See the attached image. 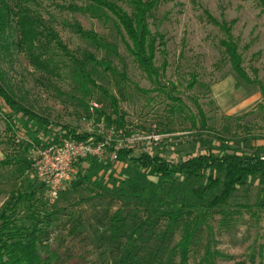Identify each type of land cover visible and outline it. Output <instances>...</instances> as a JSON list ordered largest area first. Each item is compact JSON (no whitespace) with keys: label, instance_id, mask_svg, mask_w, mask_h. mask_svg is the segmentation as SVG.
<instances>
[{"label":"rangeland","instance_id":"rangeland-1","mask_svg":"<svg viewBox=\"0 0 264 264\" xmlns=\"http://www.w3.org/2000/svg\"><path fill=\"white\" fill-rule=\"evenodd\" d=\"M109 1L130 14L129 0ZM33 9L95 84L83 79L53 43L42 56L51 61L50 72L35 69L23 52L11 49L0 60V83L38 116L77 133L97 135L113 148L130 142L133 157L146 153L176 162L195 155L197 140L209 143L212 135L241 151L264 146L257 84L242 82L231 70L219 45L225 35L213 24L229 27L246 75L264 85V4L258 0H156L146 18L151 33L163 42L154 57L155 67L164 68L156 81L127 53L111 16L89 2L39 0ZM17 38L10 32L11 40ZM0 110L8 112L1 101ZM199 112L210 131L199 128ZM19 117H14L17 130L0 114V210L12 194L36 190L37 210L50 215V264H177L173 248L183 223H198L189 264H264V188L257 182L247 186L246 193L238 192L229 209L204 214L203 204H197L169 231L173 198L185 197L187 186L148 179L139 169L111 159L113 152L107 148L102 159L77 162L89 180L81 179L77 169L49 203L35 165L36 145L24 136L26 129L35 128L30 123L19 128ZM91 160L103 166L88 172ZM152 191H163V200L151 201Z\"/></svg>","mask_w":264,"mask_h":264},{"label":"trees","instance_id":"trees-1","mask_svg":"<svg viewBox=\"0 0 264 264\" xmlns=\"http://www.w3.org/2000/svg\"><path fill=\"white\" fill-rule=\"evenodd\" d=\"M87 1L93 9L108 14L113 19L119 31L127 53L133 59L137 67L152 81L159 79V69L154 65V57L159 47L163 46L162 38L151 33L146 18L153 10L156 0H129L131 9L127 14L123 9L109 0H71ZM264 4V0H258ZM39 0H0V60L6 57L11 49L23 52L29 63L37 70L50 72V60L42 59L44 48L53 43L67 56L70 62L76 67L78 74L88 80L93 86L95 84L85 73L82 63L74 59L60 39L49 28H45L39 16L33 9L38 5ZM70 11H79L76 7H65ZM225 35L219 42L223 54L231 70L248 85L257 84L262 104L258 108L264 110V85L255 83L246 75L237 47L230 34L229 27L225 24H217ZM15 31L17 40L10 39V32ZM79 33L80 30L78 29ZM82 36L95 40L90 33ZM87 60L94 61L90 55H85ZM96 88L113 104L114 98L103 88ZM169 100L180 104L176 97H168ZM0 101L8 110H0L4 119L15 128V116L19 115L17 121L19 128H26L30 123L34 130L26 129L24 136L32 140V143L39 147L58 145L65 141L77 142H101L102 138L87 133H77L75 129L68 126L53 124L47 119L38 116L31 110L25 108L15 101L0 83ZM199 128L210 131L205 125L204 116L201 112ZM120 120V119H119ZM117 121V120H116ZM118 122V121H117ZM18 130V127L15 128ZM199 151L185 159L176 162L167 161L159 156H151L142 153L137 157L132 156L133 148L115 150L113 145L108 148L110 152L117 155V159L123 163L139 169L148 179H156L187 186L185 197L175 196L174 208L167 215L170 221L168 230L177 225L183 214L190 215L191 210L197 208V204H203L205 213L212 210L221 211L229 209L233 197L240 191L246 193V187L257 182L264 188V146L249 145L241 151L228 145V141L219 135H212V141L205 143L201 138L197 140ZM245 142V141H244ZM80 163L75 167L81 174ZM100 164L91 160L87 171L97 169ZM103 166V165H100ZM108 165L106 169H108ZM82 175V174H81ZM89 174L82 175L81 179H88ZM144 194L145 188H141ZM36 190L28 192H16L10 196L7 203L0 210V264H50L47 242V229L50 227V215L37 210ZM148 196L152 201L154 198L163 200V191L155 195L151 192ZM192 208V209H191ZM179 209L181 211H179ZM186 211V213H183ZM196 221V220H195ZM198 223L181 224L180 238L173 248L178 261L177 264H189L190 247L194 238L195 229ZM114 264H122L117 262Z\"/></svg>","mask_w":264,"mask_h":264},{"label":"built area","instance_id":"built-area-1","mask_svg":"<svg viewBox=\"0 0 264 264\" xmlns=\"http://www.w3.org/2000/svg\"><path fill=\"white\" fill-rule=\"evenodd\" d=\"M129 143L114 147V149L133 148ZM111 146L112 144L102 139L101 142L97 143L71 140L58 145L34 148L37 151L35 165L37 166L38 177L48 190L49 203H53L57 199L63 184L71 181L77 174V168L75 167L77 162L86 158L102 159L106 154V149ZM111 159L117 160V155L113 153Z\"/></svg>","mask_w":264,"mask_h":264}]
</instances>
